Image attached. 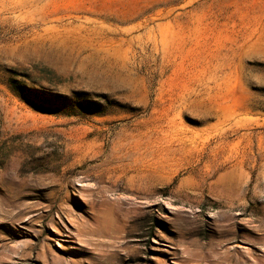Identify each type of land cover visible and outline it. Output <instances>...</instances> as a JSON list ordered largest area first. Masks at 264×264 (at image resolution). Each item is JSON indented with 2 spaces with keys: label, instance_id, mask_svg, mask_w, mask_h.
Masks as SVG:
<instances>
[{
  "label": "rangeland",
  "instance_id": "rangeland-1",
  "mask_svg": "<svg viewBox=\"0 0 264 264\" xmlns=\"http://www.w3.org/2000/svg\"><path fill=\"white\" fill-rule=\"evenodd\" d=\"M264 264V0H0V264Z\"/></svg>",
  "mask_w": 264,
  "mask_h": 264
},
{
  "label": "bare ground",
  "instance_id": "bare-ground-1",
  "mask_svg": "<svg viewBox=\"0 0 264 264\" xmlns=\"http://www.w3.org/2000/svg\"><path fill=\"white\" fill-rule=\"evenodd\" d=\"M236 264H239L238 262Z\"/></svg>",
  "mask_w": 264,
  "mask_h": 264
}]
</instances>
